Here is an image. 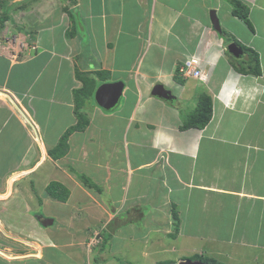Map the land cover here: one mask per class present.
Wrapping results in <instances>:
<instances>
[{
    "label": "crops",
    "instance_id": "crops-1",
    "mask_svg": "<svg viewBox=\"0 0 264 264\" xmlns=\"http://www.w3.org/2000/svg\"><path fill=\"white\" fill-rule=\"evenodd\" d=\"M68 1L72 6H61L52 18L58 16L61 25L48 19L42 25L41 13H32V29L41 22L39 48L32 56L0 53V264H118L111 257H125L123 246L107 249L93 240H100L106 228L115 239L126 223L118 215L127 211L126 219L142 221L148 208L159 226L143 232L129 229L140 244L156 232L162 253L179 249L220 262L244 264L250 257L252 264H264V28L250 32L239 23L248 36L247 42L239 41L257 52L260 69L259 75L241 74L228 63L224 42L217 41L210 23L188 12L208 11L210 5L203 1L196 7L193 0H98V10L92 0ZM242 1L249 18L254 8L264 13L263 0ZM220 2L212 6L216 11ZM71 7L81 17L85 40L79 39V29L73 34L68 28L69 22L76 26L66 11ZM175 35L183 36L179 40L193 38L191 53H200L208 74V88L205 84L202 90L212 99L213 113L202 129H180L185 114L173 113L174 103L193 97L196 90L191 87L198 84L173 76L182 60L168 59L169 38ZM68 48L74 49L73 56L67 57ZM133 53L139 56L132 59ZM102 55V68L128 75L88 78L95 89L104 82L123 81V100L105 113L86 98L84 129L74 130L61 143L77 121L73 91L86 78L75 77L70 64L76 58L85 67ZM160 68L168 73L161 74ZM138 76L144 77L142 82ZM166 80L168 88L171 82L178 87L181 99L174 92L177 99L171 103L151 95L154 83ZM151 98L153 112L161 110L155 116L147 110ZM169 113L173 115L167 117ZM232 113L234 120L229 118ZM56 148L60 151L53 153ZM81 175L90 177L94 187H86ZM53 183L61 197L47 193L37 200L28 194L35 185L46 191ZM172 210L178 228L168 239L176 222ZM115 217L120 222L109 229ZM161 232L167 235L163 240ZM127 238L123 244L131 242ZM183 240L198 241L199 246L189 242L185 247ZM122 262L133 264L126 258Z\"/></svg>",
    "mask_w": 264,
    "mask_h": 264
},
{
    "label": "rangeland",
    "instance_id": "rangeland-1",
    "mask_svg": "<svg viewBox=\"0 0 264 264\" xmlns=\"http://www.w3.org/2000/svg\"><path fill=\"white\" fill-rule=\"evenodd\" d=\"M72 1H75V0H72ZM193 1H194V3L197 4L196 7H198L200 5L199 3H201V1L205 2L206 3L205 5H207V4L210 5L208 11H188V12H192V13L194 12L195 14H199L201 16L203 15V19L198 18V21L205 22V20H206L207 22H209L208 21L209 12L211 9H213L212 6H215L216 0H193ZM197 1L199 3H197ZM66 2H65V0L63 2H62V0H0V53L7 55V54L14 51L13 55L18 56V53L20 51H23L25 57L32 56L34 54V51L37 48H39V46H37L38 44H36L38 42V36L40 34V31L38 30L39 24L41 22H43V23H41L43 25L44 22L46 21V19L49 20L48 23L55 21V19H52V18L55 17L56 14L58 15V13H61L60 11H56L58 8H60L61 6L63 7V5H65L63 8V10H65L66 9L65 7L72 6V2L70 3L68 0H66ZM61 3H62V5H61ZM97 3H98V0H92V4L94 6V9H96V10H98V8H97L98 4ZM262 3L264 4V0L262 1ZM230 9H231V4L229 3V0H221L220 6L218 7V11H216V13L219 15V18H220L222 32L223 31L226 32V33L223 32L224 34L218 32L217 33V39H218L217 41L220 40V43L224 42V44L226 45L225 49H226L227 45L232 43V40H236V41L240 40L243 43L247 42V40H248V36H246L247 30L244 27H240V25H239V23H241L242 21H240L236 17H233L230 14ZM251 9H253V8L250 7V10ZM34 11H38V13H41L39 18H38V19H40L41 22L37 23V26H36L37 29L36 30L32 29V27L34 25L31 21L34 18L33 14H32V13H34ZM66 11H68V13L71 15V18L74 19V23L76 24V26L72 27V24L69 22V27H68L69 30L73 34H75L76 30L79 29V31L81 32V33H79V37H80L79 39L85 40L87 34L85 32L82 33V31L80 30V26H81L80 25V21H81L80 18L81 17L79 18L78 13L75 11L74 7H71L70 9H67ZM259 11H262V10H258L256 8H254V11H252V14L250 16L251 19L249 18L254 30H255V27L264 28V21L263 20L261 21V19H262L261 15H264V13L259 12ZM93 12H96V11H93ZM184 12H187V11H184ZM44 17H46V18H44ZM260 17H261V19H260ZM55 22H52V23H54L55 26L57 24L61 25L60 23H58L59 22L58 16H56ZM48 23H46V24H48ZM45 27L49 28V26H45ZM76 27H79V28H76ZM245 27H247V26H245ZM247 29H248V27H247ZM56 30H58V32H59V29H55L54 31H56ZM248 30L250 32H252L250 29H248ZM213 31H214V29H213ZM36 32H38V33L36 34ZM58 32H56V33H58ZM45 34H48L47 31ZM60 34H61V32H59V36H60ZM64 34H66V32H64ZM181 37H183V36L178 37L175 35V36H172L171 38H169V47H170L169 55H168L167 50H165V52L168 55V59L171 58L170 56H174L175 58H177V56H182L181 59H185L187 56L186 55L187 53L191 54V52H193L192 50L194 49V47L196 45V44H194L193 46H191L193 38L187 37V38H183V39L179 40V38H181ZM47 39L51 40L52 38H51V36L48 38L46 37L45 41H47ZM123 42L126 43L127 41L122 40V43ZM204 42H206V40ZM196 43H197V39H196ZM202 45L205 47V45L207 46L208 44L204 43ZM30 46H33V47L28 48ZM244 46H246V45H244ZM67 52H68L67 57H70V55L71 56L74 55L75 51H74V49L68 48ZM119 52H120V49H118L117 54H119ZM248 52H249V50H246L245 53H248ZM194 54H196L197 56L200 57V53H194ZM241 55L242 54H239L238 57ZM247 55L249 56V53ZM133 56L134 57H132V59L139 56V54L136 55L135 53H133ZM238 57L232 56L231 60L239 65L240 61H239ZM75 59H73V64L72 65L70 64V66H71L73 72L75 73V77L79 78V77H81V74H83V76L86 77L84 79L85 83L90 81L89 80L90 78H88V75L91 77L95 76V79H97L99 76H101V77H104V78H102L103 80L115 79V78H124L125 79L126 76L128 75L127 73L122 72L119 69H116V71H109L108 72V71H106V69L102 68L103 67V63H102L103 55L100 57V59H98V57H95V59L93 61L91 60L92 61L91 65L88 64L85 67L82 66L83 64L77 63V60H75ZM116 61H117V63H116L117 66H119L118 65L119 59H117ZM154 62H156V61H153L151 63H154ZM228 63H230V62H228ZM217 65H219V69H221L222 66L219 63ZM230 66L233 67V64L230 63ZM159 70H160L161 74H163V73H168L169 69L160 68ZM152 74H156V71H152L151 75ZM92 75H94V76H92ZM203 76L205 79L201 80V84L199 83L200 82L199 79L194 80L198 83V84H195L193 87H191V88H193L194 91L195 90L197 91L198 88H200V89L203 88L205 90L208 88V85H209L208 74H206L203 71ZM181 77H182V79H185V80L189 79V77H183V76H181ZM137 78L140 82H142V79L144 77L138 76ZM99 79H101V78H99ZM167 80H166L165 84H166V86H169ZM150 81H151V79H150ZM98 83H100V81L97 82V84ZM205 84H206L207 88H204ZM170 86L172 88L171 89L172 92H174L175 94L179 93L178 87L173 82L170 83ZM197 92H200V90ZM179 96L181 99L182 95H179ZM196 96H197V93H196V95H193V97H191V98H190V96H188L186 98H182L180 101H176L174 103L175 109H174L173 113L178 112V114L180 115L179 112H181V115L185 114V116H186L189 113V108H192L195 105V103L197 101ZM122 100H123V97H121L119 103L114 108H112L110 110H104V109L103 110L101 109V110L105 113L109 112V111L119 107ZM192 101L194 102V104ZM92 109H93V107H92ZM153 109H154L153 100L151 98L150 103H148V105H147V110L150 113V116H155L161 111V110H159L157 112H153ZM170 114H172V113H169L167 115V117H169ZM229 118L234 120L233 113L230 115ZM35 184H37V182ZM51 190H54L56 192L60 191L58 186L57 185L54 186V184H53V186L48 185L46 191L42 190L41 186L35 185L33 191H29L28 194L33 195L34 197L36 196L37 200H44V197H46L47 193H50ZM105 194H106V191H103L101 193V196L103 199L105 197ZM145 210L146 209H143V211L145 212L144 220L140 221V220L136 219L134 222L124 223L125 225H122L121 228H119L117 230L116 238L113 239V235H112L107 240V242H105L107 249L111 248L113 246L115 248H118L119 246H123L125 248V252H126L125 257L122 255L119 256L120 258L111 257L113 260L118 259V262H117L118 264L123 263L122 262L123 258H126L127 261H129V260L132 261L133 264H136V263H138V264H160L159 262H161V261L168 262L169 264H177L178 258H181V257H183L185 259H191V260H206L207 255L201 256V255H199L197 253H193V252L192 253L180 252L179 249L178 250L173 249V251H171V252L168 251L167 253L165 250L162 253L161 250H163V247H160V243H158V241H159L158 237H157L158 234L156 232H152V233L150 232L148 239L145 242L141 240L142 244H140V241H137L136 236L134 235L132 230H131L130 234L128 233L129 229H134V231H136V232H140V231L143 232L144 230L151 229V228H152V230H156L155 228H158L156 226H159V225H156V223H154V220L151 218V215H148L149 208L147 209L148 211L147 210L145 211ZM111 217H110V219H111ZM60 218H62V213H60ZM64 218L65 217H63L62 219H64ZM125 221H126V219H125ZM118 222H120V220L117 217H115V219L111 220V224L108 228L109 229L114 228V226ZM61 225H62V223H61ZM170 231H172L171 234H174V232H175L173 230V228H171ZM106 232L111 233L112 230L108 231L106 228L103 231L105 237H108V233H106ZM236 232H238V231H236ZM164 233L161 232V234H162V235H160L161 239L164 236ZM125 236H128L127 239L131 242H127V243L123 244L124 243L123 237L125 238ZM164 237H167V235ZM169 238H170V236H168V239ZM101 240H102V238H101ZM183 241L185 242V244H187V245H185V247H188V248L191 245V243H189V242H192L195 246H199L198 241H194V240L193 241L183 240ZM173 242H175V241H173ZM179 242L180 241H178V243ZM145 245L148 247H145ZM165 246H167V244H165ZM178 248H179V246H178ZM146 249H148V250H146ZM234 249H236V248H234ZM139 250H143V251H141L142 252L141 255H140ZM236 250L239 252L243 251L241 249V247H239ZM252 250L254 251L255 249H252ZM252 250H250V248H246L245 251L250 253V252H252ZM147 251L149 252V254H147ZM198 252H204V251L198 250ZM159 257L161 258V260L159 259ZM249 258L246 259V261H245L246 264H252V261L249 260ZM221 260H222L221 263H223V264L239 263V261H234L236 263H231L229 261H226L223 258Z\"/></svg>",
    "mask_w": 264,
    "mask_h": 264
},
{
    "label": "trees",
    "instance_id": "trees-1",
    "mask_svg": "<svg viewBox=\"0 0 264 264\" xmlns=\"http://www.w3.org/2000/svg\"><path fill=\"white\" fill-rule=\"evenodd\" d=\"M229 3L231 4V15L238 18L239 20H241L242 22H244V24L248 27V29H250L251 31H254V28L250 22L249 19V9H248V5L243 2L242 0H229ZM224 32V31H223ZM226 33V32H224ZM240 47H242L245 52L246 50H249V56L247 55L248 53H245L246 58L245 59H239L240 64L238 65L237 63L233 62L232 60V64L233 67L236 71L240 72V73H244V74H251V75H259L260 73V69H259V62H258V54L257 52L249 47V46H244L243 43L234 40ZM246 48V49H245ZM228 54V53H227ZM230 59L232 57V55L228 54ZM180 78L181 75L178 71V69L175 70L174 72V78ZM90 81L86 82L85 85L83 84V86L81 88H77L73 91V98H74V114L76 116V124L69 127L67 129V131L62 135L61 137V143H66L69 137V134L71 132H73L74 130H83L84 129V125L86 124V112H85V99L86 98H91L93 99L94 96V91H95V82L92 79H89ZM200 92H197L199 91ZM196 91L197 93V101L195 103V105L192 108H189V113L184 116V118H182V125L180 126V129L185 130V129H189V128H199L202 129L204 128L210 121L211 117H212V113H213V106H212V99L210 97L209 94H207L205 92V90L202 89H198ZM195 93V95H196ZM171 103V102H170ZM60 151L58 148H56V150H53V153ZM53 153L50 151V154L53 155ZM81 181L83 182V184L86 187H94V182L92 181V179L86 175H81L80 176ZM54 186H56L55 183H53ZM53 184H51V186H53ZM50 194H52L53 196L56 197H61L59 192H56L54 190L50 191ZM173 211V217L174 219H176V222L174 223V231H177L178 228V218H177V212L175 210ZM127 212V211H126ZM124 212L120 215H118V217H121V219L125 220L127 213ZM125 222H131L128 219H126ZM175 232L174 234H171L169 236H175ZM108 233V237H105V235L101 240L102 244H106L105 242H107V240L112 236V233L110 232H106ZM204 261L206 263H210V264H223L220 261H217L213 258L207 257L206 260H201ZM160 264H169L168 262L165 261H161L159 262Z\"/></svg>",
    "mask_w": 264,
    "mask_h": 264
},
{
    "label": "water",
    "instance_id": "water-1",
    "mask_svg": "<svg viewBox=\"0 0 264 264\" xmlns=\"http://www.w3.org/2000/svg\"><path fill=\"white\" fill-rule=\"evenodd\" d=\"M209 18L213 29L216 32H221L220 21L216 15L215 9L210 10ZM227 50L233 56H237V57L238 54L242 52L241 48H239L233 42L227 45ZM123 89H124V82L121 80L101 83L94 92V101L102 109L110 110L118 104L122 96ZM151 95L156 96L160 99H164L169 102H171L174 99V95L172 94L171 90L167 89L160 82L155 83L151 87ZM47 220L49 222H52V220L50 219ZM42 224L46 225V222L43 221ZM177 264H210V263H206L201 260L181 259L178 261Z\"/></svg>",
    "mask_w": 264,
    "mask_h": 264
},
{
    "label": "clouds",
    "instance_id": "clouds-1",
    "mask_svg": "<svg viewBox=\"0 0 264 264\" xmlns=\"http://www.w3.org/2000/svg\"><path fill=\"white\" fill-rule=\"evenodd\" d=\"M211 9V8H210ZM214 9V8H213ZM216 11V10H215ZM231 11V10H230ZM231 14V13H230ZM216 15H217V17L219 18V16H218V14L216 13ZM234 17V16H233ZM208 20H209V23H210V26H211V28L213 29V27H212V24H211V22H210V18H209V16H208ZM219 21H220V18H219ZM220 26H221V23H220ZM215 31V30H214ZM216 32V31H215ZM218 32H216V34H217ZM219 33H222V28H221V32H219ZM232 42L233 43H235L239 48H241V50H242V52L240 53V54H242L241 56H245V52H243L244 50H243V48L242 47H240L234 40H232ZM225 44L223 45V47H224V53H226L225 55H227V56H229L228 54H230V55H232L231 53H229V51L227 50V47H226V49H225ZM33 46H30V47H28V48H32ZM228 53V54H227ZM239 55V54H238ZM233 56V55H232ZM241 56H239L238 58L239 59H241ZM192 57H194V58H196L197 59V64H196V70H197V74H191V75H185L184 74V72L183 71H181V67L184 65V63L187 61V60H189L190 58H192ZM234 57V56H233ZM230 58V57H229ZM243 58V57H242ZM230 60V59H229ZM230 63L232 64V62L230 61ZM234 68V67H233ZM176 69H178V71H179V73H180V75L181 76H183V77H189V78H193V79H199V80H203V79H205L204 78V76H203V69L201 68V58L199 57V56H197L196 54H194V53H191V54H189V55H187L186 56V58L185 59H182V60H180L175 66H174V69H173V76H174V72H175V70ZM240 73V72H239ZM241 74H244V73H241ZM157 82H160V83H162L164 86H165V84L162 82V81H156L155 83H157ZM154 83V84H155ZM167 89H169V90H171V88H168L167 86H165ZM96 90V89H95ZM95 92V91H94ZM171 92H172V90H171ZM123 93V92H122ZM172 94H173V92H172ZM174 95V94H173ZM153 96V95H152ZM154 97H156V96H154ZM93 99H94V96H93ZM177 98H176V96L174 95V99L172 100V101H174V100H176ZM101 241V239L100 240H98V242H100ZM97 243V242H96Z\"/></svg>",
    "mask_w": 264,
    "mask_h": 264
},
{
    "label": "built area",
    "instance_id": "built-area-1",
    "mask_svg": "<svg viewBox=\"0 0 264 264\" xmlns=\"http://www.w3.org/2000/svg\"><path fill=\"white\" fill-rule=\"evenodd\" d=\"M197 59L192 57L187 60L184 65L181 67V71L184 72L185 75L197 74L196 70ZM99 239H94V243L98 242Z\"/></svg>",
    "mask_w": 264,
    "mask_h": 264
},
{
    "label": "flooded vegetation",
    "instance_id": "flooded-vegetation-1",
    "mask_svg": "<svg viewBox=\"0 0 264 264\" xmlns=\"http://www.w3.org/2000/svg\"><path fill=\"white\" fill-rule=\"evenodd\" d=\"M243 50H244V49H243ZM243 52H245V50H244Z\"/></svg>",
    "mask_w": 264,
    "mask_h": 264
}]
</instances>
